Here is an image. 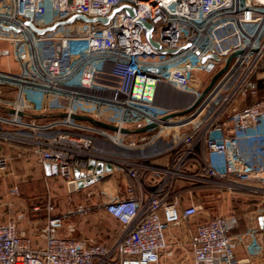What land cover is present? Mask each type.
I'll return each instance as SVG.
<instances>
[{
    "label": "built area",
    "instance_id": "built-area-1",
    "mask_svg": "<svg viewBox=\"0 0 264 264\" xmlns=\"http://www.w3.org/2000/svg\"><path fill=\"white\" fill-rule=\"evenodd\" d=\"M124 3L135 7L136 16L127 14L106 40L79 38L93 46L60 69H51L41 57L40 43L48 39L46 34H38L24 22L28 9L34 13V23L43 27L74 13L88 17L107 15L113 7ZM203 5L204 0H14L11 10L0 9V23L13 25L25 35L15 51L20 53L22 45L29 48L19 73L0 71V92L7 86L18 91L34 89L64 95L70 102L66 112L78 113V102L93 105L94 110L82 111L103 121L106 120L101 119L98 109L116 108L118 118L108 123L119 128L156 124L145 132L127 134L69 116L50 123L35 117L25 120L18 107L15 112L0 113L1 122L35 132L33 136L12 135L31 144L41 163L57 165L61 177L67 182L74 180L75 168L97 157L92 151L95 135L108 137L119 147L142 152L164 139L172 153L169 166L155 169L158 182L147 198L136 196L134 187L129 186L125 197H115L105 204V210L122 225L114 244L59 235L65 216L51 215L54 207L48 203L49 216L43 228L45 243L41 249L32 247L31 239L18 231L15 220L0 223V264H159L163 257L175 256L169 247L167 230L201 211L195 202L183 206L185 193L191 198L195 189L213 183L228 189L249 186L264 190V97L258 98L260 87L256 80L264 74V0H228L223 8L208 16ZM40 9L47 14V20H39ZM139 19L153 23V39L160 41L164 49L189 46L175 53H163L148 40ZM112 21L113 18L110 24ZM247 25L254 27L250 30ZM54 39L55 43L60 40L62 54L75 38ZM236 51L203 100L188 113L175 115L191 107L209 83L191 65L205 63L216 73ZM208 53L220 59L203 62ZM61 54L55 57L60 58ZM92 63L96 66L89 83H75L77 75ZM185 73L201 81L195 101L182 107L161 106L157 101L160 86L172 84ZM260 79L264 83V77ZM247 98L250 102L245 106L232 114L228 112L237 100ZM160 108L167 109L161 112ZM53 127L65 131L47 137L39 134ZM171 129L174 133L169 138L166 132ZM241 142L256 148L242 151ZM115 167L127 172L141 187L146 185L139 169L127 161ZM6 168V159H0V169ZM183 180L190 183L189 187L179 191L177 182ZM237 225L235 214L212 215L190 230L193 264H239L238 239L232 233ZM250 247L264 252L259 236L255 235Z\"/></svg>",
    "mask_w": 264,
    "mask_h": 264
},
{
    "label": "crops",
    "instance_id": "crops-1",
    "mask_svg": "<svg viewBox=\"0 0 264 264\" xmlns=\"http://www.w3.org/2000/svg\"><path fill=\"white\" fill-rule=\"evenodd\" d=\"M13 5L14 0H0L1 10H11ZM68 30L69 29L64 27L57 28L56 31L47 33L46 37H48V39L43 42L54 44L55 37H71L75 38L73 40H82L79 38L89 36L69 35L66 33ZM24 38L25 35L22 32L0 29V51H9L7 54L0 55V71L10 73H19L21 71V64L28 57L29 48L27 45H22L20 53H17L15 47L21 43ZM92 46L93 43L88 49ZM78 56L70 58L67 54L64 55L62 50L60 58L53 55V61L54 59L56 60L50 68L60 69L67 67L71 65ZM95 66L96 64L92 63L84 68V70L77 75L74 82L78 84L89 83ZM260 77H264V74H261ZM0 100L7 101L6 103L0 101V113H12V110L18 107L19 111L23 112V114H19L21 118L29 120L35 117L43 123H50L57 118H61L62 116L60 115L66 112L70 104L68 97L64 95L45 93L34 89L18 91L14 87L7 86L3 87V91L0 92ZM77 104L80 108V111L77 112L83 115L91 114L82 110L91 111L95 109L93 105L79 102ZM246 104V99L237 100L236 104L229 108L228 112L232 114L236 109H240ZM98 110L103 116V119L107 122L115 121L119 116V111L116 108H99ZM54 128L57 127L39 131V134L48 136L56 130ZM262 130H264V128H262ZM12 133L19 136L35 135V132L28 128L15 127L0 121V159L4 158L7 161V168L5 170L0 169V223L15 220L18 231L31 239V245L35 249L44 247L45 239L43 236V228L46 226L49 216L47 210L48 203L52 204L54 207L53 211L50 213L51 215L65 216L64 225L59 229V235L67 238H79L103 243L105 245L114 244L121 235V223L111 216L105 210V207L102 208L103 211L95 210L89 212L90 206L99 202V204H105L114 197H125L127 187L129 186L134 187L136 196L141 195L143 198H147L151 188L158 182L155 169L167 167L172 162L171 148L168 146V143L166 144L165 142L162 146H159L156 151L147 152L145 155H143V152L139 149L124 148L126 152L119 153L117 151L108 152L98 145L94 148L92 146V151L96 153L98 158L102 157V159L106 161L113 162V170L111 172H105L103 178L75 192L69 191L67 182L66 193L64 194L62 190H58L59 188L57 186V179H60L61 176L52 171L48 173L45 168V163H41L38 156L34 153L33 146L26 143L24 140L10 139L9 136ZM240 134L242 135L244 133L240 132ZM93 138L94 142L99 138L110 140L103 135H95ZM254 148H256V145L246 146L245 143L241 142L242 151L248 152L252 151ZM123 161H127L133 168L139 169L141 177L144 178L146 182L144 187H141L127 172L116 169L115 166ZM117 175L120 180L115 178ZM30 177H42L44 179L48 187L47 195H41L40 192L37 191L38 186L35 185L37 182L30 180ZM189 184L190 183L186 180L178 181L176 189L179 191L183 189L182 191H184V189L186 190L189 187ZM219 187L223 188L222 186ZM199 188L200 187L197 189ZM95 189L98 193L95 192ZM225 189L228 190L227 187H225ZM222 191V189H217L216 193L220 192L221 194ZM185 194L183 206H187L191 202L200 205V202L195 200L193 194L191 198L188 193ZM82 207L85 208L84 211L80 209ZM201 212L202 211L199 213ZM227 212L228 211H226V213ZM206 215L207 217H205V220L211 214L207 213ZM235 215L238 218V225L233 229L232 233L238 239L236 253L239 264H264V252L254 251L250 247V244L255 239V235L261 238L264 246V224L260 220L261 217H264V213H261V209H258L257 211H249L245 215ZM183 223L184 221L181 224ZM199 223L196 222V224ZM172 228L167 230L166 235L169 247L174 250L176 258L177 255L180 254L182 246L172 233ZM186 230L188 232V228ZM185 235L187 236L186 232ZM187 242L189 253L191 254L188 239ZM170 263V259L166 257H163L159 262V264Z\"/></svg>",
    "mask_w": 264,
    "mask_h": 264
},
{
    "label": "rangeland",
    "instance_id": "rangeland-1",
    "mask_svg": "<svg viewBox=\"0 0 264 264\" xmlns=\"http://www.w3.org/2000/svg\"><path fill=\"white\" fill-rule=\"evenodd\" d=\"M228 0H204L203 5V12L206 16L218 11L219 9L223 8ZM125 11L118 12L110 25H106L100 22H85L82 20H76L73 23H69L66 25L59 26L58 28L64 27L66 29H69L66 33L69 35L77 36V35H89L90 37H99L102 40H106L112 35V28L115 26H119L124 17L126 16ZM250 30L254 27V25H247ZM253 26V27H252ZM85 27V28H82ZM69 47L63 49L64 55H68V57L73 58L74 56H78L81 53L88 50L89 46H91L92 42L90 41H82V40H72L69 42ZM55 43L54 44H48L47 42H41L40 43V53L41 57L43 58L45 64L49 67H52L53 62H55L56 59L53 61V55L55 54ZM191 63V61L189 62ZM192 69H195L198 71V75L205 79L208 82H210L212 76L215 72H213V69L210 71L209 67H207V64L205 63H197L194 65H191ZM260 78V76H259ZM206 86V85H205ZM204 86V87H205ZM204 87L201 89V91L204 89ZM172 91V92H170ZM169 93H172V102L171 103H161V106L165 107H182L187 106L195 101V99H192L190 94V87L188 84L184 83V81L181 82L180 86L172 87ZM200 91V92H201ZM168 92V91H167ZM264 97V84L263 87L260 88V91L258 93V98ZM247 103L250 102V98H247ZM167 108H160L161 112L162 110H165ZM103 116L101 115V119ZM113 122V121H112ZM168 134V137L170 138L171 135L174 133V130L171 129L169 132L167 130L166 132ZM10 139H18L19 138L14 137V135L10 134ZM168 138V139H169ZM23 141V140H22ZM166 141V140H165ZM27 143V142H26ZM164 144V141H159L158 146L153 147L150 149L151 151H155L159 146H162ZM98 145L100 148H103L104 150H107L108 152H119V153H125L126 151L124 148L116 146L112 141L102 138L97 139L94 142L93 148ZM117 180H120V178L115 176ZM122 178V177H121ZM30 180L36 181L35 184L38 186L37 191L40 192L41 195H45L48 191V187L44 182V179L42 177H30ZM57 186L58 190H62L64 194L66 193V187H67V181L63 177H60V179H57ZM223 190L220 194V192L217 194L216 190ZM225 187L220 188L217 186V184L202 186L199 189H195L193 191V197L195 200L200 202L201 206V213L198 215L192 217L189 220L184 221L183 224L177 225L172 228V233L177 238L179 243L182 246L181 252L177 257L175 256L170 259V264H193L192 255L189 253V249L187 246V239L189 240V231L192 230L197 223L203 222L205 220V217H207V213L211 214L210 216L214 215H229L230 213L234 214H246L249 211L252 210H258L261 209V213H264V190L257 189L254 187L249 186H237L233 189L226 190ZM229 191V192H228ZM95 192L98 193V191ZM100 194V193H99ZM220 194V196H219ZM47 195V194H46ZM101 195V194H100ZM186 195V194H184ZM115 198V197H114ZM185 198V197H184ZM112 200V199H111ZM100 203V202H99ZM93 204L90 206V211L95 210H102V208L105 207V204ZM226 211H228L226 213ZM186 225V226H185ZM197 225V224H196ZM188 228V232L187 229ZM185 232L187 236L185 235ZM187 248V249H186Z\"/></svg>",
    "mask_w": 264,
    "mask_h": 264
},
{
    "label": "water",
    "instance_id": "water-1",
    "mask_svg": "<svg viewBox=\"0 0 264 264\" xmlns=\"http://www.w3.org/2000/svg\"><path fill=\"white\" fill-rule=\"evenodd\" d=\"M122 10H124L126 12V14H128L132 17L136 16L135 7H133L130 4L124 3V4H121L119 6L113 7L111 12L107 15H97V16H93V17H88L82 13H74L73 15H71L67 18L58 19L55 22H53L52 24L47 25V26H43V27L37 26L34 23V21H33V14L34 13L32 10L28 9L26 11V16L28 18L24 22L26 25H28L31 29H33L38 34L45 35L49 32L56 31V29L59 26L66 25L69 23H73L76 20H82L85 22H100V23L109 25L111 22V19L114 18V16ZM138 21L145 27L146 36H147L148 40L151 42V44L156 48L162 49L163 53H166L169 51L175 53V52H178L179 50L189 46V44H187V45L181 46V47L176 48V49H170V48L164 49L162 47V44L160 41L153 39V29H154L153 23H151L150 21L144 20V19H139ZM0 28H2L3 30H12V31L20 32V29L16 28L13 25H6L3 23H0ZM55 47H56V56L59 57L61 54V42H60V40H56ZM8 52H9L8 50H1L0 55L7 54ZM236 54H237V51L232 53L228 57L226 64L212 76L210 82L206 85V87L199 94V96L197 97V99L193 103V105L191 107H188V108L178 112V113H175V115L186 114L190 110H192L195 106H197L203 100V98L209 93V91L213 88L217 79L226 71L230 61L232 60V58ZM209 58H212L214 60L220 59V57L218 55H216L214 53H208V54L203 56L202 61L206 62ZM12 112H15V110H12ZM18 113L20 115L23 114V112H21V111H18ZM173 115H174V113L170 114L168 116H173ZM60 116H62V117L69 116V117L76 119V120L88 121L94 125H97L99 127L104 128V129L111 130V131H120L122 133H127V134L142 133V132H145L147 130H150V129L156 127L155 123H149L147 125H144L142 127H137V128H119L117 125L110 124V123L103 121V120L95 119L90 115H83V114L76 113V112H71V113L65 112ZM45 168H46L48 173H50L52 171L53 173L58 174V166L55 164L51 165L50 163H45ZM112 170H113V162L112 161H106V160L102 159V157L101 158L91 157V158H89V160L85 163V165L83 167L75 168V170H74L75 179L68 182V189L70 192H75L79 189L85 188V187L93 184L95 181L103 178L105 172H111ZM260 220L264 224V217H261Z\"/></svg>",
    "mask_w": 264,
    "mask_h": 264
},
{
    "label": "bare ground",
    "instance_id": "bare-ground-1",
    "mask_svg": "<svg viewBox=\"0 0 264 264\" xmlns=\"http://www.w3.org/2000/svg\"><path fill=\"white\" fill-rule=\"evenodd\" d=\"M38 17H39V20L45 21L48 19L47 14L45 12H43L42 9H40ZM182 81H184V83L188 84L190 87V94L192 97L191 101L193 99H195L197 97L196 91H197L201 81L195 75L190 74V73H185V74L177 77L176 80L172 82V84L161 85L159 88V91H158L157 101L161 102V103H171L172 102V93H169V91L171 90L172 87L180 86ZM170 92H172V91H170Z\"/></svg>",
    "mask_w": 264,
    "mask_h": 264
},
{
    "label": "trees",
    "instance_id": "trees-1",
    "mask_svg": "<svg viewBox=\"0 0 264 264\" xmlns=\"http://www.w3.org/2000/svg\"><path fill=\"white\" fill-rule=\"evenodd\" d=\"M262 70L264 71V65H263V68H262ZM256 80H257V82H258V84H259V87L260 88H262L263 87V80L262 79H260L259 77H256ZM54 129H56V130H54V132H52L50 135H48V136H55V135H57V134H59V133H62V132H64L65 130H63V129H61V128H54ZM47 136V135H46ZM93 140H94V138H93ZM159 141H164L166 144L168 143L167 141H165L164 139H161V140H159ZM159 141L154 145V146H152V147H149V148H147L145 151H143V155H145L147 152H150L151 150L150 149H152L153 147H156V146H158V143H159ZM168 146H170V144L168 143ZM158 149V148H157ZM156 149V150H157ZM155 150V151H156Z\"/></svg>",
    "mask_w": 264,
    "mask_h": 264
}]
</instances>
